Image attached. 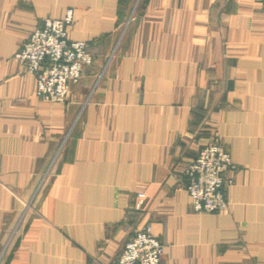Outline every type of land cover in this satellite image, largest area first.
<instances>
[{"label": "crops", "instance_id": "obj_1", "mask_svg": "<svg viewBox=\"0 0 264 264\" xmlns=\"http://www.w3.org/2000/svg\"><path fill=\"white\" fill-rule=\"evenodd\" d=\"M68 9L93 62L51 101L16 53ZM216 132L230 205L196 212ZM146 225L161 264H264V0H0V264H118Z\"/></svg>", "mask_w": 264, "mask_h": 264}, {"label": "built area", "instance_id": "obj_2", "mask_svg": "<svg viewBox=\"0 0 264 264\" xmlns=\"http://www.w3.org/2000/svg\"><path fill=\"white\" fill-rule=\"evenodd\" d=\"M72 19V9L60 17H45L16 53V57L36 75V91L47 100L65 101L71 85L81 79L85 67L93 62L87 41L70 37L68 25ZM233 166L222 136L216 132L183 169L185 188L194 211H222L229 207L226 193L233 179L227 176V171ZM144 198L145 193L138 192V208ZM163 254V242L151 226L146 225L125 241L117 263L161 264Z\"/></svg>", "mask_w": 264, "mask_h": 264}, {"label": "rangeland", "instance_id": "obj_3", "mask_svg": "<svg viewBox=\"0 0 264 264\" xmlns=\"http://www.w3.org/2000/svg\"><path fill=\"white\" fill-rule=\"evenodd\" d=\"M30 71V70H29ZM32 72V71H31ZM34 73V72H33ZM36 76V75H35Z\"/></svg>", "mask_w": 264, "mask_h": 264}]
</instances>
